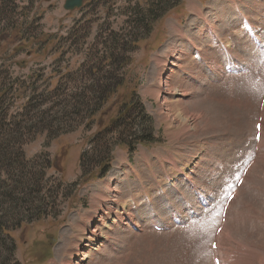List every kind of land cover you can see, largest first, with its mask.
<instances>
[{
  "label": "rangeland",
  "instance_id": "obj_1",
  "mask_svg": "<svg viewBox=\"0 0 264 264\" xmlns=\"http://www.w3.org/2000/svg\"><path fill=\"white\" fill-rule=\"evenodd\" d=\"M234 1L86 0L68 12L66 0H0V137L20 122L25 128L21 138L8 139L10 173L0 169V179L14 188L16 172L41 174L46 207L40 220L25 213L16 218L27 224L11 234V264H214L219 256L222 264H264V128L261 141L255 139L256 124L264 125V0ZM157 3L153 27L145 29L138 20ZM112 54L122 69L109 77L124 84L108 105L129 102L135 91L156 143L130 154L126 134L136 128L106 134L111 169L95 177L97 160L88 159L83 169L81 156L94 149L98 122L79 118L65 126L67 134H36L34 113L24 110L32 99L33 106L48 96L62 101L80 94L94 84L89 69L108 64ZM169 57L178 67L165 89L185 81L177 95L181 106L153 94L168 64L161 68L156 60ZM227 64L238 73L227 74ZM118 110L111 107L102 128ZM191 115L201 118L184 122ZM10 209L9 201L0 204V216L14 221ZM109 213L121 215L114 222ZM92 230H102V240L92 239Z\"/></svg>",
  "mask_w": 264,
  "mask_h": 264
},
{
  "label": "trees",
  "instance_id": "obj_2",
  "mask_svg": "<svg viewBox=\"0 0 264 264\" xmlns=\"http://www.w3.org/2000/svg\"><path fill=\"white\" fill-rule=\"evenodd\" d=\"M155 7L156 9L160 8L158 3L156 5L152 4L150 7V14L138 20L139 24H146L145 29L151 30L153 27L155 21L153 17L156 11ZM108 59L110 60L108 64L107 61L104 60L98 66H93L92 69H89V75L95 73V75H93L95 78H92L94 84L80 91V94L71 96L69 99L63 100L62 98V101H60V98H56L57 96H48L49 99H46L45 103L38 105L34 104L33 106L31 105L34 102L32 99L29 106L24 110V114L27 111H29V115L30 113H34L33 118H35L34 121L37 123V126L34 128L36 134L48 132L50 136L57 135V137L62 134H67L71 130L66 129L65 126L68 127L72 125L73 122H77L76 119L79 118L84 119L87 117L88 120H91L92 124L98 122L99 131L93 137L92 143L94 144V149L84 152L81 156V166L83 169H85V162L88 159L93 158L97 160L96 164H94L96 168H98L99 173L96 174L95 177H99L102 173L106 175L111 169L113 159L111 154L112 145L109 143L104 144L103 140L106 134H118L120 136L123 134V131H130L129 129H131L132 126L136 128L133 132H128L126 134L131 138V141L125 144L130 154L136 151L138 145L147 147L156 143L154 132H152V120L150 117H146V110L139 103L135 91L129 102L117 99L113 102V105H108L112 97L115 96V93L118 92L124 84V79L109 77V74L113 72L118 74L122 66L117 63L113 54ZM117 64L119 67L115 69ZM109 67L112 68L107 71ZM59 92L60 90L58 87L51 95ZM39 97L42 100L44 94ZM51 100H53L55 104L53 103L54 105L47 110H42L43 105H46ZM93 102H95L94 106ZM116 105H119L117 116L109 119L108 122H106L107 127L102 128V125L105 124V121H103L104 116L107 115L111 107ZM100 118L101 121L99 122ZM20 123L21 125L19 127L15 126L17 129L16 131H11L8 135L5 133V135L0 137V169H5L7 173H10V163L12 162L7 150V145L10 143L8 139L12 135L17 137V139L21 138V134L25 131V128L22 126L23 122ZM138 124H140V127H138ZM89 127H91V125H89ZM16 175H13V178L15 177V179H17L14 188L9 186L10 181H1L0 179V204L4 202L8 203L9 201L12 207L9 214L15 218L13 221L7 219L4 214L0 216V264H11L10 262L14 261L13 255L16 251V242L11 234L21 229L24 225L22 223H25L24 220L21 222L16 220L19 214H35L38 220H40L45 216L46 211V207L40 198V194L42 193V188H40L41 181L43 182L41 174L35 175L31 172H26L24 168L22 171L16 172ZM36 205L40 206L35 208ZM4 251L7 253L6 257H4ZM17 264L20 263L17 262Z\"/></svg>",
  "mask_w": 264,
  "mask_h": 264
},
{
  "label": "bare ground",
  "instance_id": "obj_3",
  "mask_svg": "<svg viewBox=\"0 0 264 264\" xmlns=\"http://www.w3.org/2000/svg\"><path fill=\"white\" fill-rule=\"evenodd\" d=\"M234 1V0H233ZM235 2V1H234ZM193 10H194V8H192ZM198 13V12H197ZM200 13V12H199ZM176 57V56H175ZM174 56L172 57V58H175ZM168 62H166V61H164V60H156V64L158 65V66H160L161 68L162 67H164L165 66V64L166 63H168L167 64V66H166V68H164L162 71H161V73L159 74V81H157V82H159L158 83V86L153 90V94H155V95H158L159 97H163L164 98V103L163 104H165V102L166 103H168V105H169V107L170 106H172V104H174V103H177L178 105H182V103H181V101H179L178 100V97H177V95H179L180 93H181V91L182 90H180L181 89V87L185 84V81L184 80H182L181 78L178 80V82L176 83V87L175 86H172V84L171 85H168L167 86V88L165 89V87H166V83H168L169 81L168 80H165V78L169 75V74H173L174 73V69L173 68H175V67H178L177 66V63L175 62V60H172L170 57H169V59L167 60ZM213 64V63H212ZM181 69V68H180ZM168 79V78H167ZM169 80H171V79H169ZM172 82V81H171ZM188 84V83H187ZM186 85V84H185ZM189 88V87H188ZM195 90V89H194ZM188 94V93H187ZM212 97V96H211ZM168 99L169 100H171L172 102L169 104V102H168ZM197 99V98H196ZM200 103V102H199ZM166 105V104H165ZM160 106V105H159ZM174 106V105H173ZM180 106H177V107H179L182 111H184L183 113L184 114H187L186 112V109H184V108H182V107H180ZM227 106H228V104H227ZM162 107V106H161ZM189 108V107H188ZM229 108V107H228ZM196 111V110H195ZM207 112V111H206ZM219 112V111H218ZM222 116V115H221ZM219 117V116H218ZM185 118V117H184ZM201 118V116H187V118L185 119V121L184 122H187V121H191L192 119L193 120H198V119H200ZM264 118V117H263ZM212 124V123H211ZM214 126V125H213ZM264 126V125H263ZM204 128H205V125H204ZM264 128V127H263ZM213 129V128H212ZM188 131V130H187ZM202 134V133H201ZM262 134H263V132H262ZM216 157V156H215ZM257 161H258V159H257ZM258 163V162H257ZM240 175V174H239ZM240 177V176H239ZM209 209V208H208ZM99 213H101V207H100V209H99V212H98V214ZM205 213V212H204ZM120 215H121V213H118V214H114V213H109V218H112V220L114 221V222H116V220H117V218L118 217H120ZM221 218V217H220ZM92 226V225H91ZM105 229H106V227H104ZM103 230V229H102ZM102 230H101V232H98V231H94V230H92V239H100V240H102ZM227 230V229H226ZM227 233V232H226ZM225 234V233H224ZM224 236V235H223ZM225 236H226V234H225ZM230 236V235H229ZM234 237V236H233ZM222 239V238H221ZM225 239H227L226 237H225ZM228 239H229V237H228ZM234 240V239H233ZM224 241H226V240H224ZM263 241V240H262ZM83 242H87V240H84L83 239ZM231 242V241H230ZM234 242H236V241H234ZM222 243V242H221ZM221 243H219V244H221ZM233 245V244H232ZM82 245H80L79 247H81ZM82 247H84V246H82ZM81 247V248H82ZM226 247V246H225ZM233 247V246H232ZM219 249V248H218ZM90 252H92V249H90L89 250ZM220 251V250H219ZM223 251V250H222ZM230 251H232V250H230ZM233 252H235V251H233ZM221 254V253H220ZM230 254V253H229ZM85 256V255H84ZM237 256H238V254H237ZM263 256V255H262ZM87 257V256H86ZM224 257V256H223ZM223 257H221V258H223ZM226 257V256H225ZM225 261V260H224ZM223 261V262H224ZM224 264H226V263H224Z\"/></svg>",
  "mask_w": 264,
  "mask_h": 264
},
{
  "label": "water",
  "instance_id": "obj_4",
  "mask_svg": "<svg viewBox=\"0 0 264 264\" xmlns=\"http://www.w3.org/2000/svg\"><path fill=\"white\" fill-rule=\"evenodd\" d=\"M84 0H67L65 9L68 11H74L82 7Z\"/></svg>",
  "mask_w": 264,
  "mask_h": 264
},
{
  "label": "snow or ice",
  "instance_id": "obj_5",
  "mask_svg": "<svg viewBox=\"0 0 264 264\" xmlns=\"http://www.w3.org/2000/svg\"><path fill=\"white\" fill-rule=\"evenodd\" d=\"M260 129H261V125L260 124H257L256 125V135H255V139L256 140H260L261 139Z\"/></svg>",
  "mask_w": 264,
  "mask_h": 264
}]
</instances>
